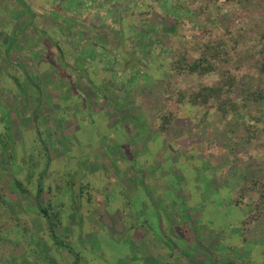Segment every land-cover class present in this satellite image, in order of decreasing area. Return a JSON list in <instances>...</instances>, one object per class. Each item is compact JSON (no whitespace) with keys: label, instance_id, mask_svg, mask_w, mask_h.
I'll use <instances>...</instances> for the list:
<instances>
[{"label":"rangeland","instance_id":"374dc122","mask_svg":"<svg viewBox=\"0 0 264 264\" xmlns=\"http://www.w3.org/2000/svg\"><path fill=\"white\" fill-rule=\"evenodd\" d=\"M39 182L77 264H264V0H0V264L76 261Z\"/></svg>","mask_w":264,"mask_h":264},{"label":"trees","instance_id":"16d2710c","mask_svg":"<svg viewBox=\"0 0 264 264\" xmlns=\"http://www.w3.org/2000/svg\"><path fill=\"white\" fill-rule=\"evenodd\" d=\"M219 46L220 45L212 47V45L206 44L203 47L204 53L201 57H199L198 59L194 60L193 62L185 64V65H181V63H178L179 64L178 68L183 69V70H187L188 72H191V73H207V72L213 71L214 68L216 67L212 62L213 59L223 58V51L219 48ZM226 80H227L226 85L231 87L228 90H225L223 86H202L200 89H198L197 91H195L192 94V97H191L192 101L197 102L198 100L201 99L202 102H207L211 98H215L218 101V105H219L220 109H222L223 112H226L225 105L228 104V102L230 101L226 97V94L228 93V91L230 89H232L234 77L230 76ZM15 183L17 186L22 187V185L18 179L15 180ZM42 191H43V187H42V184L39 182V189L36 193V201H37L39 209L43 212V214L47 218L48 225H49V228L51 230L53 240H54L55 244L63 246L65 248H67L70 252L75 254L76 261L73 264H77L78 259H79V255L74 251L72 246H70V245L66 244L64 241H62L56 235V233L52 230L53 222L50 218V216H51L50 215V213H51L50 209L47 206L41 205L38 201Z\"/></svg>","mask_w":264,"mask_h":264},{"label":"flooded vegetation","instance_id":"af4514ba","mask_svg":"<svg viewBox=\"0 0 264 264\" xmlns=\"http://www.w3.org/2000/svg\"><path fill=\"white\" fill-rule=\"evenodd\" d=\"M38 189H39V187H38ZM40 199V198H39ZM78 200V195H77V192L75 191V201H77ZM39 201V200H38ZM45 216V215H44ZM46 217V216H45Z\"/></svg>","mask_w":264,"mask_h":264}]
</instances>
